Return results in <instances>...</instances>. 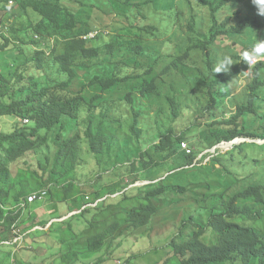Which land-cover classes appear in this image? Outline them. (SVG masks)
Listing matches in <instances>:
<instances>
[{
    "label": "trees",
    "instance_id": "1",
    "mask_svg": "<svg viewBox=\"0 0 264 264\" xmlns=\"http://www.w3.org/2000/svg\"><path fill=\"white\" fill-rule=\"evenodd\" d=\"M140 1L87 0L86 3V0H75L81 6H89L100 11L101 7H105L103 10L111 11L112 15L116 10L121 12L120 5L124 4L130 7L129 11L123 10L124 14L115 15L125 16L131 23L135 22L134 17H137L135 15L142 12L143 3ZM160 1L147 0L144 4L153 3L160 16L167 13L176 19L177 1L169 0L166 8H161ZM243 1L245 0H198L199 10L203 6L209 10L211 23L209 33L206 36L202 34L203 36L196 40L191 38L193 43L190 47L188 46L182 54L171 58V61L165 62L164 59L169 56L167 48H171L172 43L156 40L159 38L151 26L145 28L135 26L136 22L131 24V29L139 33L128 31V35H136L135 39L138 40H129L126 46L128 49L123 52L122 46H125V42L119 35L115 37L111 35V40L102 46L92 45L109 35V32L104 27L94 28L93 25L80 20V16L69 7L71 0H16L21 11L30 15L34 23L28 25L23 38L13 35L17 43L26 46L27 50L23 52L22 48L19 49V55L7 59L8 62L0 70V118L12 117L15 120L12 132L0 131V242L14 238L12 227L16 223L18 229L24 227L26 233L39 227L36 223L28 226L26 221L29 218L24 217L23 220L25 210L30 206L28 198L34 193L47 191L46 198L52 201L55 197L59 202L70 201L76 208L73 212H80L82 215L94 209L104 213H114V209H117L110 215L114 220L109 227L99 229L87 241L86 251L96 252L105 246L108 237L116 231H121L122 237L142 231L139 229L151 225L153 219L160 214L154 203L167 191L181 195L189 192L188 187L165 186L160 175L156 176L161 179L160 185L153 183L158 180L154 176L155 180L144 186L147 190L142 196L134 194L139 188L132 191L126 187L122 188L124 182L121 180L100 190L94 188L96 177L100 176L101 171H107L105 169L108 164L103 165L101 161L103 156H107L109 163L110 149L118 145L119 137L127 134H121L120 126L117 127L122 118L108 119L112 113L111 106L116 102L113 100L108 102L105 95L117 89L119 85L124 89L131 85L122 100L133 114L131 118L133 124L128 132L139 143L138 146L141 134V130L137 128L138 120L149 111L135 94H140L142 98L156 105L153 111L156 122V131L153 132L156 133L149 142L150 148L140 152L138 160L123 165L128 175L142 173L141 170L144 173L155 174L159 168H164L167 162L171 161L166 158H173L185 167L198 165L197 162H203L205 159H210V164H220L222 157L230 155L238 147L248 145V143L234 145L242 142L238 138L264 139V132L254 133L257 123L264 129V78L259 77L264 71V60L258 61L249 74L248 102L238 106L231 121L224 123L234 129L229 131V135L224 134L218 145L222 143H225L226 147L234 145L233 150L224 153L218 149L216 154L206 153L218 146L216 145L199 154L189 144L192 152L188 154L181 148V143L186 139L185 134L174 137V129L171 127L170 130L164 131L161 121L159 122L165 113L164 105L171 109L169 118L171 122H176L180 118L183 109L186 112L189 108L197 110L204 107L205 113L208 114L219 106L218 93L215 90L231 80L233 65L227 74H214L212 69L218 59L212 52V45L219 39L237 36L245 30L262 28L260 15L241 18L235 24L230 23V16L221 19L220 14L227 5ZM181 2L183 3V0ZM170 6L174 8L173 13L169 11ZM0 24L4 31L0 33L2 39L0 50L6 51L11 43L9 36L15 33V28L6 24L2 17ZM193 31L194 27L189 26V32ZM94 32L98 33L95 38L87 37ZM142 32L147 38H152L147 42L163 43L162 49H156L155 45H151L154 53L151 57L146 54L147 42L142 43V40L146 39L142 37ZM52 39L55 40L50 46ZM32 45H35V48ZM248 49L246 46L241 53ZM161 50L164 51L162 55ZM27 51L31 52L30 58L24 57ZM241 53L231 52L228 56L234 62L240 59ZM197 55L200 59L195 60L194 57ZM143 57H147L144 59L149 62L147 66L143 65ZM246 67L249 68L247 64ZM156 68H161V72L153 75ZM137 69L142 72H138ZM172 71L182 74L185 80L183 86L189 90L186 96L178 95L175 82L168 81ZM53 74L64 75L66 79L58 82L52 79ZM134 82L138 86H134ZM89 91L91 93L96 91V94L88 97ZM98 108L101 110L96 116ZM83 115L85 119L82 120ZM24 120H28L29 123L24 124ZM73 129L76 132L71 135ZM49 142L53 144L55 152L50 169H43L47 177L45 174L39 176L38 171L31 168L21 169L15 176L12 174L13 164L20 162L29 154H37L39 150L48 146ZM84 154L90 157L86 159ZM199 155L202 156L200 160ZM46 160L49 162V158ZM92 161L96 164L93 165ZM115 162L118 163V160ZM36 165L41 168L40 162ZM88 165L92 168L86 167ZM215 170L221 171L224 175L225 172L231 175L230 169L222 166L216 165ZM116 175L120 179L117 172ZM32 178L36 179L34 186L37 190L28 193L25 186L30 184ZM82 178L85 179L84 182ZM220 183L225 185L222 180ZM229 199L219 209L220 207L209 206L200 198L201 203L205 204L201 209L208 211L205 210L202 214L197 212V216L193 215L181 222L179 232L169 244L170 251L163 264H264V235L251 225L253 221L262 217V213H254L249 206H240L241 200H254L258 204H264V185L250 186L231 195ZM11 200L14 203L13 209L9 204ZM24 202L26 205L22 208L21 204ZM209 210H212L211 213ZM88 225L90 230L95 228V223L91 220L88 221ZM69 229L75 237L77 233L71 227ZM123 230L129 231L125 234ZM78 254L77 251H71L60 258L64 263L70 264L68 256L72 255L71 258L74 259ZM12 255L13 253L8 251L4 259L0 258V264H4L5 259L11 261Z\"/></svg>",
    "mask_w": 264,
    "mask_h": 264
},
{
    "label": "rangeland",
    "instance_id": "2",
    "mask_svg": "<svg viewBox=\"0 0 264 264\" xmlns=\"http://www.w3.org/2000/svg\"><path fill=\"white\" fill-rule=\"evenodd\" d=\"M9 1L10 0H0V17L6 20V24L9 26H14L15 33L9 36L11 43L7 50H0V70L4 68L5 64L8 62L7 59L19 55V49L22 48L21 50L23 52L27 50L26 46L17 43L13 35L23 38L28 25L34 23L30 15H26L25 12L21 11L16 0H13V4ZM146 1L147 0L140 1L143 3V7L141 8L142 12L140 11V15H135L137 17H134V21L136 22L134 23L137 24L135 25L137 27H153L154 30L152 31H156L157 38H159L156 40H162L163 43L166 41L172 43L171 48H167L169 56L164 59L165 62L171 61L174 57L182 54L188 46L190 47L193 43L191 38L196 40L198 37L200 38L203 36L202 34L206 36L209 33L211 26L209 10L205 6L199 10V6L197 5L198 0H183V3L181 0H176V19L170 17L167 13H163V15L160 16L155 4H144ZM168 1L169 0H161V8H166L165 6L168 4ZM69 7L74 13L80 16V20L83 22L93 25L94 28L104 27L109 32V35L94 42L92 44L94 46H102V44L111 40V35H114V37L119 35L125 42V46H122V51L126 52L128 49L126 47L128 46V41L138 40L135 39L136 35H128V31H132L136 34L139 33L137 30L131 29V24L134 23H131L125 16L115 15L124 14L122 13L123 10L129 11L130 7L124 4L120 5V7H122L121 12L116 10L114 15L110 14L111 11L109 10H103L105 7H101L102 11H100L90 8L89 6H81L75 2V0H71ZM169 9L171 13L174 12L173 7L170 6ZM255 15H258L257 7L252 3V0H245L234 5H227V7L222 10L220 17L223 20L226 16H230V23L235 24L241 18ZM260 17L262 28H252L251 30H245L237 36L217 40L211 47L216 58L219 59L225 55H229L231 52L240 54L241 50L246 46L250 49L257 40H264V16L260 15ZM189 26L194 27L193 32H189ZM142 37L146 38L142 40V43H146L152 39L151 37L147 38L144 32H142ZM54 40L52 39V41H50V46L53 45ZM1 43L2 39L0 37V44ZM163 43L156 41L147 42V56L151 57L154 55L151 45H155L156 49H162ZM148 44L150 46H148ZM32 46L35 48V45ZM162 54H164V51L161 50V55ZM24 57L30 58L31 52L27 51ZM146 58L147 57H143L142 60ZM198 58L200 59L198 55L194 57L195 60ZM138 60H140V57ZM114 61L116 60L114 59ZM233 63L231 80L215 90V92L218 93L217 99L219 100V106H216L217 108H215L212 113H205L204 107L201 109L197 108L198 111L195 110V108H189V110L185 112L183 109L180 118L176 122L173 121V123L169 120L170 107L163 106V111L165 110V113L162 114V118L159 120L163 125V130H170L172 127L174 129V137L185 134V142L189 143L199 154L218 145L220 143L219 139H222L224 134L229 135V131L234 129V127L226 126L224 123L231 121L232 117L235 116L237 112L238 106L248 102V83H250V81L246 63L240 61V59ZM148 64L149 62L144 60L143 65L147 66ZM138 72L142 71L138 70ZM159 72H161V68H156L153 75ZM51 76L52 79L58 82L66 79L64 75L60 74H53ZM259 77L261 79L264 78V71L259 74ZM168 81L175 82L178 95L186 96L189 94V90L183 86L185 80L180 72L172 71V76L168 78ZM120 86L121 85L118 86L119 88L117 87V89L105 95L108 102H110L109 100L116 102L115 105L111 106L112 113L109 114L108 119H110V117L114 120L122 118L121 123L118 124L117 127L119 128L120 126L122 130L121 134L125 135L127 133L128 135H121L122 137L118 138V145L110 149L109 156L111 161L109 160V163L107 162V156H103L101 161L103 165L108 164L105 169L107 171H101L100 176L96 177L97 180L93 183V185H95L94 188L100 190L104 186L112 185L121 180L124 182L121 185L122 188L126 187L127 190L131 191L135 190L134 188H139L134 191V194L136 196H142L147 190V187L144 186L150 185V181L155 180L153 178L155 176L158 180H155L153 183L159 184L162 179L165 186L188 187L189 192L185 195H181L167 191L162 198L157 199L154 203L159 208L160 214L153 219L151 225L139 229L142 231H136L122 237H120L121 231H116L108 237L105 246L96 252L86 251L87 241L96 231H99V229L109 227L114 220L110 215H113L117 209H114V213H104L101 210L92 209L93 211L82 215L80 212H74L75 214L72 213L76 208L73 207L70 201L59 202L56 197L54 201L50 198H46L44 201H36L25 210L23 220L24 217L29 218L26 221L28 226L36 223L39 227H37L35 231H31L30 235L25 238L21 248H18L17 253L13 257L16 264H27V261H32V263L35 264H67L64 263L60 257L66 256V254L71 251H77L79 254L74 259L71 258L72 255L68 256V260H71L70 264H163L164 258L170 251L169 244L179 232L181 222L193 215L197 216L198 213L202 214L205 212L206 209H201L205 204L201 203L200 198L207 202L209 206L220 207L219 209H221V207L230 200L229 198L231 195L244 191L246 188L253 185H264V139H253L252 137L238 138L242 142L234 145L242 143H248V145L238 147V149L230 155L222 157L220 164L215 163L213 165L209 163L210 159H205L203 162H197L199 164L202 163L201 165L198 164L192 167H185L184 164L177 162L173 158H166V160L171 161H168L164 168H159L155 174L144 173L142 170V173L137 172L132 175L126 174L127 169L123 165L131 164L134 160H138L139 153L150 148L151 143L149 144V142L156 133V122L153 118V111L156 105L142 98L140 94H135L139 102H142L149 111V113L138 120L137 128L141 130L140 145L138 146L139 143L136 142L132 134L128 132L129 127L133 124V119H131L133 114L130 107L126 106L122 100L127 92H129L128 90L131 88V85L125 89L120 88ZM134 86H138L136 82H134ZM166 88L167 87H165V89ZM94 94H96V91L92 93L89 91L87 96L91 97ZM100 110L101 108H98L96 116H98ZM261 112H263V110ZM83 119H85V115H83L82 120ZM14 121L12 117L0 118V131L4 133L12 132ZM252 123L250 124L251 126ZM82 125L83 124H81V131L84 130ZM153 130L155 131L153 132ZM254 131V133L260 134L264 132V129L260 128V123H257ZM75 132L76 130L73 129L71 135L75 134ZM258 137H260V135ZM233 146L226 147L224 144L225 150L223 149V152L226 153L233 150ZM84 147L87 148L86 146ZM44 148L39 150L37 154H29L24 159L20 160V162L13 164L11 170L12 174L15 176L19 170H28L31 168L32 170H37L39 176H43L45 174L43 173V169H50L55 152V148L51 142ZM151 153L153 154V152ZM85 155L86 154H84V157ZM89 157L90 156L86 155L85 158L88 159ZM200 157L201 155H199V160ZM46 158H49V162ZM156 158L158 160H163L161 157ZM115 160H118L119 164L116 163ZM38 162L41 163V168L36 165ZM92 164L95 165V161H92ZM216 165L230 169L231 175H227V172H225L226 175H224L221 171L215 170ZM86 167L89 169L92 168L90 165ZM116 172L118 176H120V179L117 178ZM158 175L161 176V179L156 177ZM44 176L47 177V174ZM122 178L124 180H122ZM221 180L225 185L220 183ZM84 181L85 179L82 178V182ZM35 183L36 179L32 178L30 184H26L25 188H27L28 193L37 190V187L34 186ZM53 193H55L54 190ZM160 201L161 205L159 207ZM179 201L182 202L179 204H171L172 202ZM10 203L13 205V200H11ZM124 204L125 203H123V205ZM240 206H249L253 209L254 213H262V217L253 221L251 225L264 235V204H258L254 200H241ZM211 211L212 210H209V213H211ZM89 220L95 223V228L92 230H90L88 225ZM97 222H101V224H97ZM69 227L77 233L75 237H73ZM23 228H21V230ZM126 231L129 230H123L122 232L125 233ZM28 241L34 242L35 244L30 245ZM28 244L33 250L27 248ZM0 248L1 259L5 258L8 251L14 252V249H16V247L9 248L7 246H1ZM23 251L29 252L23 253ZM4 264H11V261L5 259Z\"/></svg>",
    "mask_w": 264,
    "mask_h": 264
},
{
    "label": "built area",
    "instance_id": "3",
    "mask_svg": "<svg viewBox=\"0 0 264 264\" xmlns=\"http://www.w3.org/2000/svg\"><path fill=\"white\" fill-rule=\"evenodd\" d=\"M10 3L12 4L13 1H10ZM1 32H4V31H3V26L0 24V33ZM97 35H98V33L97 32H94V33H90L87 37L88 38H95ZM257 61L258 60H255L250 65V67L248 69V72L249 73L251 72L252 67L257 63ZM23 123L24 124H28L29 121L28 120H24ZM181 148H182V150H185L188 154H190L192 152V149L190 148V146H189V144L187 142H182L181 143ZM224 148H225L224 145H220L218 147H215L212 150L207 151L206 153L216 154V152H217L218 149L223 150ZM46 196H47V191L34 193L31 196H29L28 203L33 204L36 201H43L46 198ZM25 205H26V203L24 202V203L21 204V207L22 208H25ZM12 232H13L14 238L12 240H10V241H1L0 242V247L1 246L16 247V249H14V252H12L13 255H12V258H11V264H16V262L13 260L14 259L13 257L17 253L18 248H21L22 244L25 241V238L28 235H30V232L29 233H26V232H24L23 229L22 230L21 229H18V224L17 223L13 225Z\"/></svg>",
    "mask_w": 264,
    "mask_h": 264
},
{
    "label": "clouds",
    "instance_id": "4",
    "mask_svg": "<svg viewBox=\"0 0 264 264\" xmlns=\"http://www.w3.org/2000/svg\"><path fill=\"white\" fill-rule=\"evenodd\" d=\"M10 1H13V0H10ZM252 3L257 7V9H258V15L264 16V0H252ZM262 57H264V40H257V42L254 43L251 46L250 49L245 50L244 52L241 53V55H240V61L245 62L250 67V65L255 60H258V61L264 60V58H262ZM233 64L234 63H233L232 58L230 56H228V55H225L222 58H219L217 60V63L214 66V68L212 69V71H213L214 74H217V73H225V74H227V73L230 72L231 66ZM248 69H247V73L250 74L251 72L249 73L248 72ZM224 144L225 143H223V145ZM220 145H222V144H220Z\"/></svg>",
    "mask_w": 264,
    "mask_h": 264
},
{
    "label": "crops",
    "instance_id": "5",
    "mask_svg": "<svg viewBox=\"0 0 264 264\" xmlns=\"http://www.w3.org/2000/svg\"><path fill=\"white\" fill-rule=\"evenodd\" d=\"M9 204H10V206H11V209H13V207H12L13 205H12L11 203H9ZM33 204H34V203H33ZM30 205H31V204H30ZM73 213H74V212H73ZM60 220H62V219H60ZM25 226H26V225H25ZM34 230H35V229H33V231H34ZM28 242H29L30 245L35 244L34 242H31V241H28ZM28 242H27V243H28ZM29 244H28V247H27L28 249L31 248V246H29ZM9 248H12V247H9ZM0 249H1V248H0ZM30 250H33V249L31 248ZM28 252H29V251H23V253H28ZM20 253H21V252H20ZM20 253H18V254H20ZM18 254H17V255H18ZM27 264H35V263H32V261H27Z\"/></svg>",
    "mask_w": 264,
    "mask_h": 264
}]
</instances>
